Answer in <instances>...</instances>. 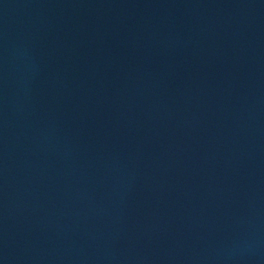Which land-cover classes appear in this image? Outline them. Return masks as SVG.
I'll return each instance as SVG.
<instances>
[{
    "label": "water",
    "instance_id": "water-1",
    "mask_svg": "<svg viewBox=\"0 0 264 264\" xmlns=\"http://www.w3.org/2000/svg\"><path fill=\"white\" fill-rule=\"evenodd\" d=\"M0 264H264V0H0Z\"/></svg>",
    "mask_w": 264,
    "mask_h": 264
}]
</instances>
